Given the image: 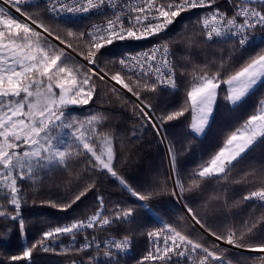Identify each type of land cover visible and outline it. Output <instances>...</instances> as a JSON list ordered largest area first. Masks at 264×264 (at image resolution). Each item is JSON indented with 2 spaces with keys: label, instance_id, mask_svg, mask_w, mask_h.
Returning <instances> with one entry per match:
<instances>
[{
  "label": "snow or ice",
  "instance_id": "snow-or-ice-1",
  "mask_svg": "<svg viewBox=\"0 0 264 264\" xmlns=\"http://www.w3.org/2000/svg\"><path fill=\"white\" fill-rule=\"evenodd\" d=\"M228 5L222 9L218 0H0V236L13 231L26 236L30 222L24 215L25 206H36L46 177L56 170L67 171L74 163L80 169L75 173V190L69 189L63 201L41 200V207L67 212L97 191L102 176L111 178L149 212L153 210L147 202L168 190L167 181L159 179L143 192L130 184L118 167L123 138L115 130H105L112 117L105 111L77 112L101 99L103 88L120 109L128 108L141 122L140 128H132V139H139L137 134L150 126L165 146L168 179L173 184L170 194L183 205L187 216L216 241L253 253L234 257L230 248L218 243L205 245L182 229L184 217H180L145 233L152 247L137 264H264V212L258 218L229 221L218 232L186 201V194H198L207 181L215 180L225 190V198L221 201L217 193L210 201L227 207L229 184H244L248 190L240 202H254L264 209V167L245 173L240 180L231 175L257 144L264 143V99L186 177L179 165L181 152L190 150L192 140H203L211 130L221 92L225 103L235 110L264 86V48L239 61L236 56L249 47L264 45V0H228ZM29 8L33 10L27 11ZM194 10L207 11L195 21L199 31L183 38L185 51L201 44L230 45L220 49L218 59L203 65H192L188 56L175 59L171 41L160 39L182 14ZM87 15L103 19L84 31L67 26ZM46 19L62 21L66 25L62 34ZM149 39L159 42L105 58L111 46ZM181 88L179 106L165 107L155 115L156 106L147 97ZM129 94L135 101L128 99ZM186 116L190 120L185 137L190 139L177 147L168 139L165 126ZM94 205L95 210L83 219L55 226L40 221L44 230L39 238L20 254L10 256V264H32L35 251H54L52 245L62 237H69L75 245L78 236L83 240L78 248L62 250L87 254L95 248L99 256L103 249L107 258L103 264H120V254L132 248L134 236L124 234L117 239L109 235L101 240L92 233L110 229L119 233L117 226L134 221L138 209L123 200L106 202L99 194ZM92 261L89 256L87 264Z\"/></svg>",
  "mask_w": 264,
  "mask_h": 264
},
{
  "label": "trees",
  "instance_id": "trees-1",
  "mask_svg": "<svg viewBox=\"0 0 264 264\" xmlns=\"http://www.w3.org/2000/svg\"><path fill=\"white\" fill-rule=\"evenodd\" d=\"M222 9L229 7L228 0H218ZM32 11L33 9H26ZM207 10H194L192 12L184 13L177 19L176 23L171 26L167 34H161L160 39L171 41V47L176 51L175 59L180 60L183 56H188L192 61V65H203L207 60L214 58L218 59L220 49H227L229 46L220 45L217 43L201 44L198 47H193L185 51L186 45L182 40L186 36H190L192 32L199 31L195 26V21L202 16ZM13 15H15L13 13ZM16 16V15H15ZM92 17L78 19L75 25H67L78 30L84 31L86 26L90 23ZM46 23L50 24L56 31H61L66 26L63 22H57L54 19H46ZM159 42L157 39H149L139 42H123L115 46H111L105 53V58H111V55L120 54L129 50H138L147 46L150 43ZM262 45L256 47H249L244 52H237L236 56L239 61L240 57H248L254 55ZM76 53V52H75ZM78 54V53H76ZM227 55V52L224 53ZM72 56L77 59L73 54ZM78 60V59H77ZM182 62V61H181ZM104 67L103 63L100 65ZM191 67V66H190ZM183 88L179 92L163 91L160 95H152L147 97L151 100L155 108V115H159L161 109L167 107L176 108L182 101ZM224 93L221 92L218 100V111L216 119L211 126L206 138L203 140H192L191 148L188 151L181 152L179 156V165L182 173L187 176L193 168H195L202 161L208 160L222 145V141L227 132H230L234 127L238 126L240 122L252 114L258 106V102L264 97V86L259 87L239 108L232 110L224 103ZM128 99L134 101L130 96ZM109 101H113L112 104ZM111 109V110H110ZM89 111H105L110 117L106 122L105 130H115L118 137L123 138V146L120 150V165L122 174L128 179L129 183L140 191H148L153 187V182L157 179L160 181H167V191L160 192L147 203L153 211L141 209L140 205L128 197L127 193L111 178L100 177L98 180V188L94 193H90L85 199L75 205L67 212L59 211L49 207H41V200L53 199L63 201L64 196L73 191L77 185V177L79 165L73 164L67 171L56 170L46 177L43 185L39 191V198L36 200V206L31 203L25 206L24 215L29 220V228L26 236H21L17 232H9L4 236H0V264H10L9 257L18 255L23 248L35 242L39 238L40 233L44 230L41 227L40 221H48L55 226L63 224L73 218H85L88 213L95 210V197L97 194L103 195L107 201L123 200L128 205L138 209L136 218L129 224L117 226L121 228L119 233L113 232L111 234L124 235L132 234L134 236V257L137 258L145 251L146 239L145 233L148 229L154 227H161L163 223H174L180 217H184L180 226L183 230L188 232L194 238H198L205 243L211 245L214 242L201 232L188 218L180 203L171 196L170 190L173 184L169 176V165L167 154L164 145L158 142L157 137L153 133L151 127H147L142 131L139 139L131 138V130L133 127L140 128L141 122L134 118L129 109H120L119 104L115 103V98L105 94L102 88L101 99L97 100L95 104L78 108L77 112L81 115ZM189 117H182L179 121H174L165 126V131L168 134V139L177 144H185L187 139L185 137L186 124L189 122ZM264 167V143H259L256 147L232 170L233 180H240L245 173H250L253 170H259ZM248 190L244 184H229L227 188L228 206H223L222 202L210 201L209 197L221 194V201L224 197V189L220 182L215 180L207 181L201 192L198 194H186V201L189 206L193 207L199 217L207 222V225L215 231H223L225 223L235 220L248 219L249 217L258 218L264 209H261L258 204L254 202L243 203L240 202L241 197ZM234 202H238L237 206H233ZM130 230V233L127 231ZM54 251L44 252L35 251L32 257V264H71L73 260L77 264L84 261L87 264L88 257L92 256V264L101 259L96 257L92 250L87 254L84 252L68 251L65 248H78L77 244L72 245L69 237H62L60 241L52 245ZM224 248V247H222ZM234 257H247L249 254H243L231 250ZM19 264H27V262H19Z\"/></svg>",
  "mask_w": 264,
  "mask_h": 264
},
{
  "label": "built area",
  "instance_id": "built-area-1",
  "mask_svg": "<svg viewBox=\"0 0 264 264\" xmlns=\"http://www.w3.org/2000/svg\"><path fill=\"white\" fill-rule=\"evenodd\" d=\"M86 17H92V20L90 21V23L88 24V26L86 27L85 30H87L88 28H90L91 25L93 24H99L101 22V20L103 19L102 17H98V16H95V15H87V16H84V17H80L78 19H81V18H86ZM259 34V33H257ZM155 43H158V42H154V43H151L149 44L148 46L140 49V50H144V49H147L149 47H151L153 44ZM138 50V51H140ZM127 52H135V51H127ZM92 212L88 213V215H90ZM156 228H159V227H154V228H150L148 229L147 231H150V230H153V229H156ZM146 231V232H147ZM94 235H97L99 239L103 240L105 239L107 236L111 235L117 239L121 238L122 235H114V234H111L110 233V230H108L107 232H98V233H92ZM145 239H146V247H145V251L143 252V254H141L139 257L135 258L134 257V243L132 245V248L127 251L126 253H121L120 254V264H137V262L147 253V251L152 247V244L151 242L148 240L147 236L145 235ZM83 242L82 240V237L81 236H78L77 237V246L79 247L80 244ZM218 244H220V246L224 245L228 248H231V249H235V250H241V249H236V248H232L231 246H228L224 243H221L219 242ZM241 251H245V250H241ZM92 252L96 254V257L98 259H101L102 262L100 264H103V262L107 259L106 257H104L102 255V252H103V249L100 250V255L97 256V250L95 248L92 249ZM245 252H248V251H245Z\"/></svg>",
  "mask_w": 264,
  "mask_h": 264
},
{
  "label": "water",
  "instance_id": "water-1",
  "mask_svg": "<svg viewBox=\"0 0 264 264\" xmlns=\"http://www.w3.org/2000/svg\"><path fill=\"white\" fill-rule=\"evenodd\" d=\"M13 13L16 15V16H19V14L18 13H15L14 12V10H13ZM20 19H24L23 17H19ZM68 51H71V50H68ZM78 60L80 59V57L78 56V54H76L75 52H73L72 53ZM129 96L133 99V100H135V97H132L130 94H129ZM165 147V146H164ZM166 149V148H165ZM166 154H167V150H166ZM167 160H168V158H167ZM169 165V164H168ZM179 202V201H178ZM180 203V202H179ZM180 205H181V207L183 208V210H184V207H183V205L180 203ZM185 211V210H184ZM186 213V212H185ZM186 215H187V213H186ZM190 220H191V218L190 217H188ZM191 222L201 231V232H203L207 237H209L210 239H212V240H214V241H216L215 240V238H213V237H211V236H209L207 233H205L204 232V230L203 229H201L200 228V226L199 225H197V224H195L192 220H191ZM216 242H222V241H216Z\"/></svg>",
  "mask_w": 264,
  "mask_h": 264
},
{
  "label": "rangeland",
  "instance_id": "rangeland-1",
  "mask_svg": "<svg viewBox=\"0 0 264 264\" xmlns=\"http://www.w3.org/2000/svg\"><path fill=\"white\" fill-rule=\"evenodd\" d=\"M88 26V25H87ZM86 26V27H87ZM220 45H225V46H230L229 44H220ZM261 48H264V45H262L259 49H257V51H259ZM264 99V97L262 98ZM135 101V100H134ZM225 103V101H223ZM166 150V149H165ZM213 241V240H212ZM214 242V241H213ZM215 243V242H214ZM226 248V247H225Z\"/></svg>",
  "mask_w": 264,
  "mask_h": 264
}]
</instances>
